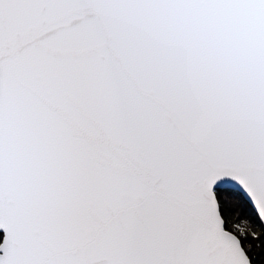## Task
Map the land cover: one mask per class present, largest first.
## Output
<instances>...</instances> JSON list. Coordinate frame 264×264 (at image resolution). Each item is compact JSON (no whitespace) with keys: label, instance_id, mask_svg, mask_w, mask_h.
I'll use <instances>...</instances> for the list:
<instances>
[{"label":"snow or ice","instance_id":"obj_1","mask_svg":"<svg viewBox=\"0 0 264 264\" xmlns=\"http://www.w3.org/2000/svg\"><path fill=\"white\" fill-rule=\"evenodd\" d=\"M0 264H264V0H0Z\"/></svg>","mask_w":264,"mask_h":264}]
</instances>
